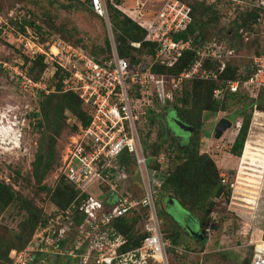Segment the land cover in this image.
<instances>
[{
  "label": "built area",
  "instance_id": "1",
  "mask_svg": "<svg viewBox=\"0 0 264 264\" xmlns=\"http://www.w3.org/2000/svg\"><path fill=\"white\" fill-rule=\"evenodd\" d=\"M87 1L92 15L101 19L108 31L109 53L99 61L81 47L60 38L53 40L48 53L26 34L12 32L22 41L20 45L30 51L27 54L30 58L43 54L45 61L53 59L49 76L59 69L69 73L63 79L64 89L77 94L90 120L85 125L74 115H69V122L76 128L69 135L66 160H61L63 178L74 184L79 192L65 208L54 206L44 221L35 226L24 247L10 251L11 263L184 264L193 251L173 243L161 228L162 209L158 208L157 201L167 158L163 149L156 155L151 153L150 143L142 140L139 123L144 122L153 94L163 104L172 99V91L186 80H217L218 74L234 57V50L224 40L218 43L215 38L198 47H192L194 35L175 38L192 22L190 9L183 0H163L154 12L142 14L136 7H120L109 0L144 30L141 40H128L130 47L140 49L142 41L154 43L152 54L145 49L142 54L131 51L136 58L131 61L118 52L116 34L119 31L111 20L108 0ZM200 1L210 4L217 0ZM226 1H230V10L238 4L259 9L258 24L264 25V0ZM186 50L194 51L189 68L178 74L153 70L156 65L172 67ZM62 52L67 67L53 57ZM251 61L252 73L246 78L227 79L224 87L214 91V96H220L225 90L250 93L253 87H264V49L260 54H252ZM14 70L21 79L26 76L23 70ZM45 76L47 72L43 70L40 80H23L33 91L45 82ZM130 165L139 177L138 187L129 182L127 169ZM96 191L99 197L95 196ZM136 215L139 220L135 229L144 234L137 246L130 245L121 250L120 240L113 242L109 238L99 240V237L92 240L93 234L114 219ZM207 225L206 231L210 222ZM248 243L253 247L248 264H264L262 233L257 242L250 240Z\"/></svg>",
  "mask_w": 264,
  "mask_h": 264
},
{
  "label": "rangeland",
  "instance_id": "2",
  "mask_svg": "<svg viewBox=\"0 0 264 264\" xmlns=\"http://www.w3.org/2000/svg\"><path fill=\"white\" fill-rule=\"evenodd\" d=\"M85 1L0 0V24L6 22L12 28L17 29L15 22L22 23L24 20H29V23H34L26 24V35L30 40L40 44L42 49L48 53L53 40L60 38L73 46H80L83 43L82 46L87 51L96 50L97 57L105 58L109 53L104 43L108 36L107 28L101 19L92 15ZM128 1L132 2L130 6H138L136 8L142 14L154 12L163 0H121V3L127 4ZM183 1L191 2L192 0ZM218 6L222 10L229 7L223 3ZM231 16L232 14L228 12L218 24L219 27L229 30L224 37L227 45H231L232 39H234L231 38L233 37L232 29L229 28ZM37 26L40 29H37ZM73 26L78 29L77 33H71ZM253 28L258 31V37H264L262 23ZM253 28L247 30L248 38L244 34L245 39L252 38ZM12 32V30H4V33L0 35V181L9 184L15 192L20 193L28 201L30 207L39 209L42 218L43 216L46 218L48 213L54 209V205L51 203L49 195L45 190L40 189L39 185L54 188L57 183L64 181L76 189L77 193L79 192L74 184L67 182L62 176V161L66 160L65 152L68 148L70 123L72 122L66 123L63 120L60 130L56 132L58 126L51 127L50 123L43 119L41 106L47 88L52 89V76H49L48 73L53 59H47V62H44V56H42L44 68H49H43L47 72L45 82L35 88L43 89L44 92L36 94L34 90L28 89L27 83L23 79L25 78L29 82L36 70L39 73H37L38 77L39 75L41 77L43 70L39 72L35 67L31 76L27 74V67L32 66L33 63L27 55L30 54V51L24 48V45H20L22 41L20 38L14 37L15 34ZM64 37L68 39L66 40ZM259 43L258 47H244L239 48L238 51L235 50L233 59L242 67L245 63L251 67V55L254 54L252 50L255 52L256 49H264V38ZM29 44L32 45L28 42ZM233 44L239 45L240 39H234ZM64 54L62 52L53 57L67 67L68 62ZM14 69L23 70L26 72V76L21 79L19 75L15 74ZM165 93L168 92L165 91ZM161 101L160 103L153 101L152 107L154 110L160 111L161 114L164 113L163 117L166 120L161 124L162 127L159 128L160 123H155L153 126L148 124L146 117L141 123L143 127L141 133L146 135L147 130H152L149 136L144 137L155 141L160 138L157 133L162 130L167 137L170 135L175 137L178 148H182L188 141L189 134L174 126L171 122L174 112L164 105L168 100L166 102L164 100L163 104ZM238 107H240L239 104L233 105L224 113L204 111L201 117L203 135L207 134L206 138L200 134L201 151L206 152L214 160L220 177H223L220 181L229 190V194H221L215 199V205L211 211L214 222L210 224L207 231L205 230L206 234L203 235L206 236L205 240L202 241L199 238L195 240L194 236L184 233L189 226L201 229L198 219L201 216L200 211L189 212L178 199H174L172 203L168 204L166 196L163 197L164 201H157L158 208L162 209L160 213L162 216L161 228L165 236L170 240L176 237L177 244L191 248L193 251V255L188 254L189 259L186 260L188 263L184 264H242L245 257L251 256L253 249L248 242L253 240L252 237L258 240L260 235H257V231L260 233L264 229V113L258 115L256 109L252 111L246 146L244 145L245 149L243 148L241 156H234L228 152L238 130L236 122L239 124L241 122L239 118L236 122L231 119L232 126L226 129L219 138H215L213 135L214 123L220 117L229 118L232 111ZM148 108H146V112L149 110ZM32 113L40 114L33 116ZM66 115L68 117V112ZM77 121L80 120L77 119ZM77 121L75 123H78ZM9 132L17 139V147L11 144ZM40 147L47 154L49 153L43 159L44 165L50 163L51 167L38 181L33 172V162ZM164 148L165 146L162 147V149ZM136 179L138 178L136 177ZM94 194L96 197L100 196L97 191ZM16 200L4 208H0V236L4 235L12 239L18 224L26 216L25 210L20 207L19 199ZM171 211L176 213L178 221H175ZM137 226L139 227L140 224ZM204 229L206 228L204 227ZM202 252L204 253L201 254Z\"/></svg>",
  "mask_w": 264,
  "mask_h": 264
},
{
  "label": "trees",
  "instance_id": "3",
  "mask_svg": "<svg viewBox=\"0 0 264 264\" xmlns=\"http://www.w3.org/2000/svg\"><path fill=\"white\" fill-rule=\"evenodd\" d=\"M76 2L78 3V1ZM85 2L88 4L87 0ZM113 2L115 4H120L121 0H113ZM221 3L229 6L230 1L217 0L216 3L210 4H206L200 0L186 2L190 9L189 13L192 17V22L185 30L176 34L175 38H186L189 34L194 35V38L192 39V47H198L202 43L213 38L220 43L225 39L224 37L229 30L227 31L225 28L219 27L218 24L220 23V19L230 12V14H232V20L230 22L231 24L229 23V28L232 29L231 35L233 36L231 38L236 40L240 39V44L235 46L233 44L234 39H232L231 45L227 46L234 51H238L239 48L244 47H258V44H260L259 42H262L264 37H258V31H255L252 25L258 24V19L261 17V11L257 8L239 4L232 10L229 9L230 6L225 7L223 8V11L221 7L218 6ZM62 6L67 7L68 5ZM89 7L88 4V9ZM107 7L113 25L115 29L119 31L116 34L119 54L129 58L131 61L136 59L131 51L136 50L137 54H142V50L145 49L149 54H152L154 43L142 41L140 49H134L127 44L128 40H141L144 35V30L136 25V23L130 18L123 15L109 0L107 1ZM15 24L17 29L12 28L10 24L6 22L0 24V35L4 33V30H12L15 33L26 34V24L32 25L34 23H29V20H24L22 23L15 22ZM36 28L40 29L38 26ZM252 28V33L254 34L251 38L252 40L245 39L246 34ZM77 32L78 29L73 26V31L71 33ZM67 39L68 38H66V40ZM104 43L109 50L107 38ZM82 44L83 43H81L80 46H76L81 47L84 50L85 48ZM262 50L256 49L255 52L252 50V53L260 54ZM85 51H87V49H85ZM96 52V50L87 51V53L94 56H96ZM96 58L98 59L99 57L96 56ZM193 59L194 51L186 50L172 67L156 65L153 70L168 74H178L182 70L189 68ZM30 60H32L33 63L32 66L27 67V74L29 76H31V72L35 67L39 72L43 70L44 64L42 55H36L35 57L30 58ZM212 65H214V63H212ZM37 73L38 71L36 70L33 75L35 77L33 78V76H31L35 81L41 79L40 75L38 77L39 73ZM250 73H252V68L248 63H245L242 67L241 64L236 62L232 57L227 62L225 69L218 74L217 80L191 79L184 81L179 88L173 90V100L172 102L168 101L165 106L167 109H171L179 120L193 127V131L188 133V141L182 148H178L175 143V137L170 134V136L167 137L163 131L160 130L159 133H157V136L160 138L151 141V144L148 145V147H151V153L155 155L162 150L163 146H165L163 152L167 158V165L166 170L163 173L164 181L158 196V201H164L163 197L166 196L178 199L182 206L189 212L194 213V211H200L201 216L198 217V219L202 227L205 226L208 221H212L211 223L214 222L211 217V211L215 205V199L221 196V194H229L227 187H225L220 181L223 177H220L216 163L206 152L201 151L199 143L200 134H202L204 138H206L205 135H207H203L201 120L202 113L204 111H220L221 113H224L226 110L230 109L231 106L239 104L240 107L234 109L232 114L229 115V118L235 122L237 121V118H239L241 122L228 152L234 156H241L246 146L247 134L252 119V111L256 109L258 115L264 113V87H253L250 93L228 92L225 90L218 97L214 96V91L218 88L224 87L227 79H235L238 77L246 78ZM68 74L69 73L65 70H57L51 79L52 86L55 85V91L47 88V93L44 94L45 96L42 100L43 105L41 106V109L43 119H46L51 127H53V125L58 126L56 132L60 130L63 120L64 122L66 121V123L69 122V115H74L85 125L90 120V117L82 109L81 101L78 96L73 92L61 90V80ZM33 90L36 94L44 92L43 89ZM156 98V94H153V101H157L158 103ZM148 109L149 110L145 114V119L147 117L148 124L153 126L155 123H160L159 128H161V124L164 123L165 119L163 117L164 113L161 114L160 111L154 110L152 106ZM67 112L68 117L66 115ZM37 114L40 113H32L33 116H36ZM255 116L257 115L255 114ZM39 122L41 123V120ZM57 123L59 124L57 125ZM70 125L72 132L75 130L76 126L72 123H70ZM151 131L152 130H147L145 136H149ZM162 134L164 136H161ZM48 154L42 149V147H40L33 162V172L38 181L42 179L44 174L51 167L50 163L44 165L45 161H43L44 157ZM39 187L46 191L50 197L51 203L60 209L65 208L77 195V190L66 184L64 181L57 183L54 188L46 187L44 185H39ZM134 187L138 186L135 185ZM16 199H19L20 207L25 210L26 216L18 224L17 231L12 235V239L4 235L0 236V264H12L9 256L10 251L12 249H20L24 247L30 239L35 226L38 222L44 221L45 219L44 216L42 218V213L39 209L36 207H30L28 201L22 197L20 193L15 192L9 184L0 181V208H4L8 204L17 201ZM164 212L165 209L163 210V213ZM138 220L139 215L132 217H118L111 221L106 227H101L97 233L93 234L92 240L95 241L98 237L99 240L109 238L113 242L120 240L122 241L120 245L121 250H126L130 245L137 246L144 235L143 233L137 232L135 229ZM261 233L264 238V229L260 231L259 235ZM171 241L177 244L176 237H173ZM249 258L250 257H245L242 264H248ZM57 262H59V260Z\"/></svg>",
  "mask_w": 264,
  "mask_h": 264
},
{
  "label": "water",
  "instance_id": "4",
  "mask_svg": "<svg viewBox=\"0 0 264 264\" xmlns=\"http://www.w3.org/2000/svg\"><path fill=\"white\" fill-rule=\"evenodd\" d=\"M171 122H173L174 126H176L178 129L184 131V132H187V133H191L193 131V127L182 122L181 120H179L175 114H173V117L171 119ZM232 126V120L229 119L228 117H221L219 118L213 125V135L215 138H219L223 132L228 129L229 127ZM173 200L172 199H169L168 200V204L172 203ZM172 214V216L174 217V219L176 221H178L177 219V215L174 211H171L170 212ZM187 232L191 235V236H198L199 238L202 237V234L199 233L198 229H195L193 227H187Z\"/></svg>",
  "mask_w": 264,
  "mask_h": 264
},
{
  "label": "clouds",
  "instance_id": "5",
  "mask_svg": "<svg viewBox=\"0 0 264 264\" xmlns=\"http://www.w3.org/2000/svg\"><path fill=\"white\" fill-rule=\"evenodd\" d=\"M113 1V0H112ZM82 2V1H81ZM118 5V4H117ZM120 6V5H119ZM130 8V7H129ZM119 10V9H118ZM89 11H90V9H89ZM120 11V10H119ZM121 12V11H120ZM122 13V12H121ZM123 14V13H122ZM131 14V13H130ZM128 18H130L132 21H133V19L131 18V16H127ZM134 22V21H133ZM137 25V24H136ZM27 32V31H26ZM85 50V49H84ZM39 55H42V56H44L43 54H39ZM90 55H92V54H90ZM96 57V56H95ZM97 59V58H96ZM100 59H102V58H98L97 59V61H99ZM44 62H47V61H45V56H44ZM57 72V71H56ZM54 75V74H53ZM52 75V76H53ZM64 79V78H63ZM63 79L61 80V90L62 91H70V92H73V91H71V90H66V89H64V85H63ZM53 87H55V85H53L52 86V89L51 90H54L55 88H53ZM74 93V92H73ZM76 94V93H75ZM77 95V94H76ZM79 98V97H78ZM172 98H173V96H172ZM80 99V98H79ZM172 100V99H171ZM171 100H168V101H171ZM81 101V100H80ZM167 101V102H168ZM153 102V101H152ZM166 102V103H167ZM158 103H160V101H158ZM166 103H164V105L166 104ZM81 106H82V102H81ZM152 106V103H151V105H149L148 107H151ZM219 112V111H218ZM221 118V117H220ZM144 120H145V114H144ZM165 120V119H164ZM237 123V125H238V127L240 126V124L238 123V122H236ZM236 125V126H237ZM139 126L140 127H142V125H141V122L139 123ZM143 128V127H142ZM142 131V130H141ZM73 132V131H72ZM72 132H70V134L72 133ZM237 133V132H236ZM142 135V137H143V141L146 143V142H149L150 144H151V140H149L148 138H146V137H144L145 135H143V134H141ZM245 145V144H244ZM243 151V150H242ZM128 171H127V174H128V178H129V182L131 183V185L133 184V183H135V182H137V185H138V181H139V177H138V175L136 174V172H135V170H134V168L133 167H131V165H130V167H129V169H127ZM134 177H137L138 179H135ZM169 199H172V200H174L173 198H170V197H168V200ZM168 202V201H167ZM210 222V224H211V222L212 221H208L207 222V224ZM207 224H205V226H201V224H200V226H201V229H202V237H201V239H203V238H206V236H203L204 234H206L205 233V229H204V227H206L207 226ZM200 229V230H201ZM205 252V251H204ZM204 252H202L201 254H203Z\"/></svg>",
  "mask_w": 264,
  "mask_h": 264
},
{
  "label": "crops",
  "instance_id": "6",
  "mask_svg": "<svg viewBox=\"0 0 264 264\" xmlns=\"http://www.w3.org/2000/svg\"><path fill=\"white\" fill-rule=\"evenodd\" d=\"M137 1H139V0H137ZM132 4V2H130V1H128L127 2V4H123V2L122 3H120V4H118V5H120V7H127L128 9H129V7H138V6H136V5H134V6H130ZM143 4V3H142ZM129 13H131V14H133L132 12H129ZM148 148H151V147H148ZM135 179H136V177H135ZM134 185L133 186H137V182H135V183H133ZM194 230H195V228H194ZM198 231H199V233L201 232L202 233V229L201 230H199L198 229ZM199 238V237H198ZM196 239H197V237H196ZM200 240H202V241H204L205 240V238H203V239H201V238H199ZM202 244V243H201ZM201 244H199V245H201Z\"/></svg>",
  "mask_w": 264,
  "mask_h": 264
},
{
  "label": "bare ground",
  "instance_id": "7",
  "mask_svg": "<svg viewBox=\"0 0 264 264\" xmlns=\"http://www.w3.org/2000/svg\"><path fill=\"white\" fill-rule=\"evenodd\" d=\"M54 52H56V51H54ZM8 136L10 137L9 140H10L11 144H12L14 147H17V146H18V142H17V139L15 138V136H14V135L12 136L11 132H9ZM1 137H2V136H1ZM7 139H8V138H7ZM1 142H2V141H1ZM2 144H4V143L2 142ZM235 187H236V186H235ZM257 235H259L258 231H257ZM252 239H253L252 241L257 242V239H255L254 237H252Z\"/></svg>",
  "mask_w": 264,
  "mask_h": 264
},
{
  "label": "flooded vegetation",
  "instance_id": "8",
  "mask_svg": "<svg viewBox=\"0 0 264 264\" xmlns=\"http://www.w3.org/2000/svg\"><path fill=\"white\" fill-rule=\"evenodd\" d=\"M184 228V227H183ZM186 235H190L187 231L186 232H184ZM191 237V236H190ZM197 238H198V236H196ZM196 237H195V240H197L196 239Z\"/></svg>",
  "mask_w": 264,
  "mask_h": 264
}]
</instances>
